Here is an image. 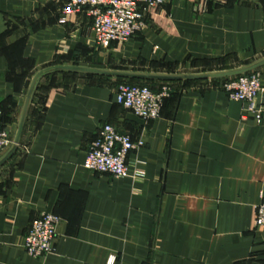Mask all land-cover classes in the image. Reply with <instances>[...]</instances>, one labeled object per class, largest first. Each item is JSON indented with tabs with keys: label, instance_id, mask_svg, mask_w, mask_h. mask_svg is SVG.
<instances>
[{
	"label": "crops",
	"instance_id": "1",
	"mask_svg": "<svg viewBox=\"0 0 264 264\" xmlns=\"http://www.w3.org/2000/svg\"><path fill=\"white\" fill-rule=\"evenodd\" d=\"M66 1L0 0V121L12 140L30 80L54 66L182 76L264 58V0H171L106 50L84 11L59 23ZM249 73L263 84L258 123L221 89L234 77L146 81L167 95L158 118L140 122L115 103L122 79L43 73L0 166V264H264V229L252 231L264 193V64ZM105 123L141 142L124 178L82 167ZM41 213L60 219L54 252L31 259L22 239Z\"/></svg>",
	"mask_w": 264,
	"mask_h": 264
},
{
	"label": "built area",
	"instance_id": "2",
	"mask_svg": "<svg viewBox=\"0 0 264 264\" xmlns=\"http://www.w3.org/2000/svg\"><path fill=\"white\" fill-rule=\"evenodd\" d=\"M171 0H67L59 23L64 16L84 11L90 18V34L93 45L108 49L111 43L124 44L143 26V18L153 7L169 4ZM221 89L230 101L246 104L247 111L256 123L260 111L253 102L263 92L262 79L258 73L236 76L223 82ZM166 89L151 91L145 86L120 84L116 88L115 103L130 115L151 121L158 118ZM12 139L0 121V153L9 149ZM141 145L125 133H118L109 124H102L96 138L90 143L82 162L83 169L112 178L128 175L126 158L129 152ZM259 202L254 207L252 231L264 229V193H259ZM60 219L51 213H41L34 219L22 239V249L31 259H41L54 252L56 229Z\"/></svg>",
	"mask_w": 264,
	"mask_h": 264
},
{
	"label": "water",
	"instance_id": "3",
	"mask_svg": "<svg viewBox=\"0 0 264 264\" xmlns=\"http://www.w3.org/2000/svg\"><path fill=\"white\" fill-rule=\"evenodd\" d=\"M264 64V58L260 60L257 63H254L252 65H249L244 68L235 69L231 71H225V72H219V73H208V74H200V75H182V76H168V75H152L147 73H135V72H119V71H102V70H96V69H90V68H81V67H71V66H54L47 70L39 71L37 72L32 79L29 82L28 89L26 92L24 105L20 117V121L18 123L15 135L12 140V144L7 150V152L1 157L0 159V166L5 163L15 152L18 143L19 138L22 132V125L24 121V117L26 114V110L28 107V104L30 102V97L32 94V91L35 87L37 79L45 72L47 71H57V72H73V73H84V74H90V75H99V76H107V77H113V78H120V79H128V80H141V81H149V80H161V81H183V80H206V79H219V78H229V77H236L248 72H251L258 67L262 66ZM129 117L133 121H140L142 120L129 115Z\"/></svg>",
	"mask_w": 264,
	"mask_h": 264
},
{
	"label": "rangeland",
	"instance_id": "4",
	"mask_svg": "<svg viewBox=\"0 0 264 264\" xmlns=\"http://www.w3.org/2000/svg\"><path fill=\"white\" fill-rule=\"evenodd\" d=\"M71 77H73V76H62L61 80H63L64 82H68L71 79ZM127 82L134 83V84H139V85H142V86H145V87L151 89L150 82L141 81V80L130 81L128 79H122L121 84H124V83L126 84Z\"/></svg>",
	"mask_w": 264,
	"mask_h": 264
},
{
	"label": "trees",
	"instance_id": "5",
	"mask_svg": "<svg viewBox=\"0 0 264 264\" xmlns=\"http://www.w3.org/2000/svg\"><path fill=\"white\" fill-rule=\"evenodd\" d=\"M121 80V79H120ZM122 81V80H121ZM130 81H135V80H130ZM128 84H134V83H130V82H127ZM135 85H139V84H135ZM142 86V85H140Z\"/></svg>",
	"mask_w": 264,
	"mask_h": 264
}]
</instances>
